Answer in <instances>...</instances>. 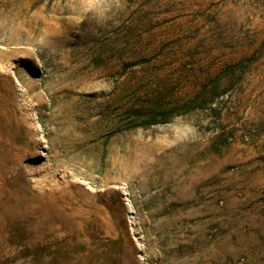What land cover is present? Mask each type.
Instances as JSON below:
<instances>
[{
	"label": "rangeland",
	"instance_id": "1",
	"mask_svg": "<svg viewBox=\"0 0 264 264\" xmlns=\"http://www.w3.org/2000/svg\"><path fill=\"white\" fill-rule=\"evenodd\" d=\"M0 264H264V0H0Z\"/></svg>",
	"mask_w": 264,
	"mask_h": 264
},
{
	"label": "trees",
	"instance_id": "2",
	"mask_svg": "<svg viewBox=\"0 0 264 264\" xmlns=\"http://www.w3.org/2000/svg\"><path fill=\"white\" fill-rule=\"evenodd\" d=\"M159 117L160 116H156L155 114H151L149 117H147V120H146L147 122H144L142 124H139L135 128L149 129L151 127V125H153V124L167 123V121H169L170 117H172V116L171 115L170 116L168 115V117L166 116L162 120H158ZM137 119H140V118H137Z\"/></svg>",
	"mask_w": 264,
	"mask_h": 264
}]
</instances>
